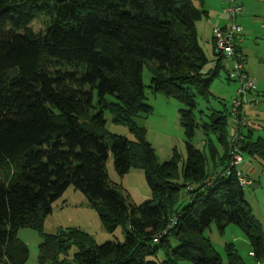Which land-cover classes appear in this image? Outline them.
<instances>
[{"label":"trees","instance_id":"trees-1","mask_svg":"<svg viewBox=\"0 0 264 264\" xmlns=\"http://www.w3.org/2000/svg\"><path fill=\"white\" fill-rule=\"evenodd\" d=\"M42 15L52 23L36 34L31 25ZM207 17L204 0H0V264L27 262L21 228L40 233L42 264H72L60 259L72 244L73 264H224L203 235L213 222L221 231L241 227L251 255L264 261V231L237 171L222 175L232 111L213 110L201 127L197 116V98L210 103L212 81L224 68L216 55L206 69L197 22ZM147 87L183 105L186 161L175 149L158 162L137 124L136 117L153 112ZM107 112L135 140L110 133ZM199 128L203 150L193 144ZM242 149L264 160L262 139L248 135ZM110 155L121 176L132 167L145 171L151 200L136 205L110 181ZM70 186L88 197L107 232L128 226L124 242L97 244L80 229L45 232L44 219ZM227 254L228 264H243L233 244Z\"/></svg>","mask_w":264,"mask_h":264},{"label":"rangeland","instance_id":"rangeland-1","mask_svg":"<svg viewBox=\"0 0 264 264\" xmlns=\"http://www.w3.org/2000/svg\"><path fill=\"white\" fill-rule=\"evenodd\" d=\"M261 16H264V14ZM261 22L262 20L260 18L255 20L256 31L253 36L247 37V64L245 65L248 68L254 67L256 70L260 66L259 64H264V31L261 28L259 29L262 25ZM51 23L52 19L49 16L42 15L34 20L31 27L36 34H43L47 31ZM245 35L246 31L241 33V36L245 37L246 40ZM225 66L226 68H221L219 74L212 81L210 103H207L200 97L196 100L200 127L202 126V122H209L208 115L213 110H232L235 99H245V97L240 96L238 93L241 81L239 79L229 78L231 63H226ZM143 80L146 86L151 84V74L147 68L144 69ZM146 95V102L153 107V112L150 115H139L136 117V122L139 127L144 129L145 139L154 148L158 162L162 163L169 160L175 149L182 156L183 161H186L188 156V139L181 123L180 115V109L183 105L179 100L169 98L162 93L154 94L149 87L146 88ZM199 111H203V113L199 115ZM106 118V129L110 133L135 140L127 124L114 122L110 112H107ZM228 118L229 129L232 130L233 121L231 116ZM210 138L216 142L214 134H211ZM206 142L207 138L203 129H197L196 135L193 138V144L203 150ZM247 160L248 157L245 154V162L240 166V169L246 167ZM180 166L182 167V164ZM106 169L110 181L122 187L124 195L129 196L132 203L141 205L153 198L152 190L147 181L145 171L142 168L132 167L128 173L121 176L115 170L113 155H110L106 161ZM255 188L253 186L245 187V193L249 200L254 197L251 195L254 193ZM187 202L188 200L184 198V204H187ZM43 223L46 233L54 234L62 230L80 229L92 235L97 244H103L106 241L124 242L126 229L128 228V226L120 225L113 233L107 232L102 225L98 212L91 206L88 197L73 186L68 187L62 197L53 204L52 213L44 219ZM203 235L211 241L223 259L224 264H228V244L234 245L243 260V264H264L263 260L258 261L251 255V243L238 225L230 224L224 231H221L218 223L213 222L204 230ZM18 238L29 249V258L25 264H42L39 262V245L42 241L40 233L32 228H21L18 231ZM173 245L176 246L178 243L173 242ZM77 250V246L72 244L69 252L61 255L60 259H66L69 263L73 264V256ZM156 260L160 263L165 261V253L163 250H159ZM179 264L193 263L190 261H181Z\"/></svg>","mask_w":264,"mask_h":264},{"label":"crops","instance_id":"crops-1","mask_svg":"<svg viewBox=\"0 0 264 264\" xmlns=\"http://www.w3.org/2000/svg\"><path fill=\"white\" fill-rule=\"evenodd\" d=\"M237 2L244 8L241 15L237 18V22L242 25L243 32L246 31V40L242 36L238 44V50L244 56L245 64H247V37L253 36L256 31L254 22L257 18L262 20V25L259 29L261 28L264 31V16H261L264 14V0H237ZM204 6L208 11V17L197 22V29L200 44L209 59L206 69L210 71L215 67L218 60L214 52L213 28L215 25L226 26L228 19L224 13L226 7L224 0H204ZM221 63L226 68L225 64H229L231 61L224 58ZM259 65L257 70L254 67L248 68L247 65L244 67L246 73L255 82V87L245 95L246 102L242 106V114L248 120L244 131L245 134L251 136L253 140L262 139L264 141V104H262L264 102V64ZM243 171L253 180V185L251 186L256 187L251 195L254 196L251 200L247 198L246 193L245 197L264 231V160L248 157Z\"/></svg>","mask_w":264,"mask_h":264},{"label":"built area","instance_id":"built-area-1","mask_svg":"<svg viewBox=\"0 0 264 264\" xmlns=\"http://www.w3.org/2000/svg\"><path fill=\"white\" fill-rule=\"evenodd\" d=\"M226 3L225 15L228 19L226 26L215 25L213 28L214 52L215 55L223 56L230 59L231 70L229 71L230 79H239L241 86L238 90L240 96L245 95L254 89L255 82L246 73L245 58L238 50V44L242 39L241 33L243 27L237 22V18L241 15L244 8L237 0H224ZM245 99H235L233 104L232 119L234 127L230 136V162L228 168L222 173L223 176L230 175L233 170L237 171L240 184L245 188L253 185L250 179L240 166L245 162V154L243 152V142L246 140L244 128L247 127V118L242 114V106ZM174 223H176L174 221ZM161 236L157 237L158 241Z\"/></svg>","mask_w":264,"mask_h":264}]
</instances>
